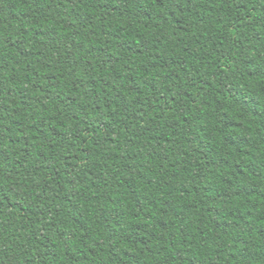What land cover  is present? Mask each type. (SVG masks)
Listing matches in <instances>:
<instances>
[{"label":"trees","instance_id":"obj_1","mask_svg":"<svg viewBox=\"0 0 264 264\" xmlns=\"http://www.w3.org/2000/svg\"><path fill=\"white\" fill-rule=\"evenodd\" d=\"M0 264H264V0H0Z\"/></svg>","mask_w":264,"mask_h":264}]
</instances>
